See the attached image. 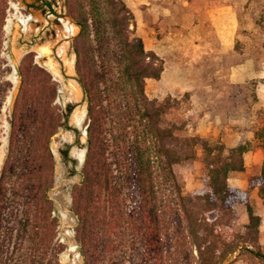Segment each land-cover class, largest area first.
Instances as JSON below:
<instances>
[{
    "label": "trees",
    "instance_id": "1",
    "mask_svg": "<svg viewBox=\"0 0 264 264\" xmlns=\"http://www.w3.org/2000/svg\"><path fill=\"white\" fill-rule=\"evenodd\" d=\"M36 1L51 8L48 0ZM65 8L79 29L72 49L88 116L87 153L80 181L71 192L76 243L84 264H95L102 230L120 239L135 232L138 219L127 208L131 192L137 198L142 257L148 263L221 264L238 249L249 251L239 247L238 240L245 241L244 236L228 241L220 229L232 220L234 206L240 202L248 216L246 235L253 237L252 244L258 243L260 218L250 204V193L258 189L264 204V161L260 173L248 179L247 190L232 188L229 173L245 170L247 143L227 149L221 142L198 136L180 138L177 127L167 125L169 100H151L145 92L147 79H160L163 62L135 34L134 14L123 0H65ZM17 75L0 174V235L7 221L10 189L21 182L37 220L35 236L42 240L43 229L58 222L52 217L49 196L55 168L51 142L60 128L72 130L69 117L75 105L57 107L52 75L34 62L32 53L23 57ZM108 123L113 128L112 162ZM130 128L140 129V134L130 138ZM69 148L61 152L66 161L71 160ZM196 149L202 151L205 187L184 194L173 167L194 160ZM253 255L264 261L261 252Z\"/></svg>",
    "mask_w": 264,
    "mask_h": 264
},
{
    "label": "rangeland",
    "instance_id": "2",
    "mask_svg": "<svg viewBox=\"0 0 264 264\" xmlns=\"http://www.w3.org/2000/svg\"><path fill=\"white\" fill-rule=\"evenodd\" d=\"M49 8L40 7L36 0H0V174L7 153L10 116L13 101L19 85L17 67L23 57L32 53L34 62L47 69L52 75L58 95L55 104L65 108L68 104L75 105L69 117L72 130L60 128L51 142L55 160L54 184L49 193L53 201L52 217H57L56 226L43 229L42 240L35 236L36 222L34 209L28 199L25 186L19 182L14 184L9 192V209L5 227L0 235V264H84L76 243V218L71 211V192L73 186L80 181L82 166L87 153L86 136L83 134L88 123L87 105L81 88L76 81L75 54L72 40L78 34V27L66 14L65 0H49ZM135 17V34L144 43L145 49L157 55L168 66L159 80L147 79L145 92L149 99L169 100L165 120L168 126L177 127L175 134L180 138L199 135L196 118L202 112L193 110L190 93H179L191 84L201 82L198 75L201 68L199 44L202 39H208V32L197 30L200 22L209 17L206 9L210 0H123ZM219 4L234 7L238 21L233 48L219 53L218 71L228 73L229 77L214 81L215 88H226V93H218L215 97L221 101L213 105L215 114L229 115L233 105L229 101L230 93L238 96L246 116L251 117L244 127L242 142L237 144L234 139L231 144H248L261 146L264 149V99L257 98L258 91L264 96V0H212ZM185 2L190 4L189 10ZM157 3V4H156ZM53 10V11H52ZM15 16L25 19L22 23ZM8 20H12V29L6 31ZM197 58V64L194 61ZM182 61L189 69L191 78L181 80L178 73L171 68ZM13 68L16 71L17 84L12 100L7 103V97L12 89L9 75ZM244 76L245 78H242ZM188 83L184 87L185 83ZM228 100V101H227ZM4 106H6L5 109ZM236 128H233L235 131ZM75 130V131H74ZM111 124H107V139L109 140L108 159L112 162L113 151L110 142ZM130 138L140 134L130 128ZM137 132V133H136ZM208 137L211 143L221 142V135ZM253 137V138H252ZM204 138V137H201ZM252 140L249 141V139ZM252 138V139H251ZM70 146L69 158H63L62 150ZM227 149H231L225 145ZM234 148V147H232ZM84 151L83 159L78 153ZM202 151L196 149L194 160L177 164L173 167L176 178L184 194L200 192L205 187V169L201 163ZM264 161V159H263ZM262 161V163H263ZM261 166L250 168L251 175L259 174ZM128 196L127 208L137 217L134 233H128L120 239L109 230H102L96 244L95 264H153L142 257V240L139 229V209L134 192ZM214 213L209 214L213 219ZM248 222H245L234 210L232 220L228 225H222L223 237L238 240L239 247L245 246L249 251L241 249L229 254L221 264H264L254 257L261 252L259 239L252 244V236H247ZM46 231V233H45ZM237 242V241H236ZM63 254L67 257L63 258Z\"/></svg>",
    "mask_w": 264,
    "mask_h": 264
},
{
    "label": "crops",
    "instance_id": "3",
    "mask_svg": "<svg viewBox=\"0 0 264 264\" xmlns=\"http://www.w3.org/2000/svg\"><path fill=\"white\" fill-rule=\"evenodd\" d=\"M210 6L206 9V13L209 16L207 20L200 22V26L197 30H204L208 32V39L204 38L199 44H195V47L200 48V64L201 68L196 75L197 78L202 80L199 83L191 84L189 82V87L183 89L179 93H190V101L193 106V110L202 112L196 118L198 125V132L201 137H215L219 136L221 130L225 129L226 134L221 135L220 139L229 148L236 147L237 144L242 142V137L244 127L252 119L247 117L244 108L240 106V99L238 96L235 98L233 94L230 93V103L233 105L231 113L229 115L215 114L212 111L213 105L218 102H226L225 99L219 101L215 96L218 93L224 95L226 93V88L218 89L214 86V81L218 78L225 79L229 77L226 72L218 71V61L219 53L227 52L233 48V41L235 33L238 28V21L235 14L234 7L228 4H217L209 1ZM164 3V0H163ZM157 4V3H156ZM183 5H187V10L191 9L190 4L185 2ZM197 64V58L194 61ZM168 66V62H165L164 71ZM178 75L177 78L181 80H188L191 78L189 75V69L184 66L182 61H178L172 66ZM162 74V75H163ZM242 78H245L242 76ZM187 82L184 87L187 86ZM257 98L264 99L258 91L256 92ZM228 101V100H227ZM251 123V122H250ZM233 128H236L233 131ZM253 138V137H252ZM251 138V139H252ZM234 139H237V144H231ZM249 141L250 138H248ZM245 170L243 172L233 171L229 173L228 184L232 188L247 190L248 179L251 175L250 168L261 166L264 159V149L261 146H253L249 149L243 156ZM250 204L253 208L255 215L260 218L259 225V245L264 253V204L259 197L258 189H253L250 193ZM234 210L245 222H248V216L244 204L237 202L234 206Z\"/></svg>",
    "mask_w": 264,
    "mask_h": 264
},
{
    "label": "bare ground",
    "instance_id": "4",
    "mask_svg": "<svg viewBox=\"0 0 264 264\" xmlns=\"http://www.w3.org/2000/svg\"><path fill=\"white\" fill-rule=\"evenodd\" d=\"M15 18H17V19H19L22 23H25L26 22V20L25 19H22L21 17H18V16H15ZM6 31L7 32H10V30L12 29V20H8L7 21V24H6ZM9 79H10V81H11V83H12V89L10 90V92H9V95H8V97H7V103L5 104V105H7V104H9L10 102H11V100H12V97H13V94H14V92H15V87H16V84H17V77H16V75H15V69L13 68V70H12V73L9 75ZM8 106V105H7ZM6 108V106H4V108L3 109H5ZM83 154H84V151H81L80 153H78V157L82 160L83 159ZM66 255L65 254H63V258L64 259H66Z\"/></svg>",
    "mask_w": 264,
    "mask_h": 264
},
{
    "label": "water",
    "instance_id": "5",
    "mask_svg": "<svg viewBox=\"0 0 264 264\" xmlns=\"http://www.w3.org/2000/svg\"><path fill=\"white\" fill-rule=\"evenodd\" d=\"M15 75H16V71H15ZM87 128V127H86ZM85 136H86V134H87V132H86V130L84 131V133H83Z\"/></svg>",
    "mask_w": 264,
    "mask_h": 264
},
{
    "label": "flooded vegetation",
    "instance_id": "6",
    "mask_svg": "<svg viewBox=\"0 0 264 264\" xmlns=\"http://www.w3.org/2000/svg\"><path fill=\"white\" fill-rule=\"evenodd\" d=\"M48 1H49V0H48ZM43 8H48V7H43ZM49 10H51V8H50Z\"/></svg>",
    "mask_w": 264,
    "mask_h": 264
}]
</instances>
